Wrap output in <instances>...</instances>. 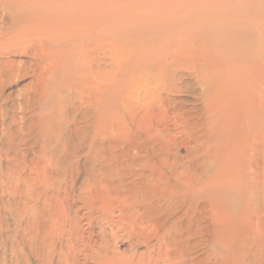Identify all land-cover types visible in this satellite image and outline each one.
<instances>
[{"label": "bare ground", "instance_id": "obj_1", "mask_svg": "<svg viewBox=\"0 0 264 264\" xmlns=\"http://www.w3.org/2000/svg\"><path fill=\"white\" fill-rule=\"evenodd\" d=\"M0 264H264V0H0Z\"/></svg>", "mask_w": 264, "mask_h": 264}, {"label": "rangeland", "instance_id": "obj_2", "mask_svg": "<svg viewBox=\"0 0 264 264\" xmlns=\"http://www.w3.org/2000/svg\"><path fill=\"white\" fill-rule=\"evenodd\" d=\"M121 42V41H120ZM123 42V41H122ZM114 68H115V64H114ZM123 79H125V77L124 78H122L121 80H123ZM27 80H29V78H26V79H24L23 81H21L20 83H18L16 86H19V85H22L23 83H26V81ZM28 82V81H27ZM16 86H13L12 87V89H15V87ZM182 98H184V99H187L188 101H189V104L188 105H190L191 103H194L195 101H196V99L195 98H193V96L191 95V93H188V92H186V93H184L183 94V96H182ZM195 101H194V100ZM210 164H212V161L210 162ZM224 199H225V197H224ZM118 246H119V248L121 249V250H123V249H126V248H128L129 247V242H120V243H118ZM144 250L145 248H141V250ZM81 261H83V259H81Z\"/></svg>", "mask_w": 264, "mask_h": 264}]
</instances>
